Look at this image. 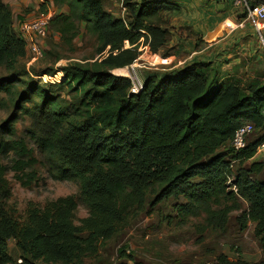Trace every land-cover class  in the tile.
Instances as JSON below:
<instances>
[{"label":"trees","instance_id":"1","mask_svg":"<svg viewBox=\"0 0 264 264\" xmlns=\"http://www.w3.org/2000/svg\"><path fill=\"white\" fill-rule=\"evenodd\" d=\"M107 3L54 0L60 12L50 20V35L72 50L83 25L97 43L96 58L68 63L57 71L63 74L59 83L43 84L40 77L57 73L34 81L18 67L27 43L0 0V67L13 73L0 82V108L10 111L0 124V264H16L8 252L11 241L21 264H86L151 197L153 206L184 198L177 208L181 224L203 218L204 230H226L231 214L241 212V227L255 224L264 254V162L243 168L264 144V82L244 85L235 77L222 79L213 64L194 63L146 74L143 89L133 95L131 81L114 71L122 75L132 66L145 43L158 51L167 31L155 20L176 8L124 0L128 16L116 19ZM20 123H28L23 131ZM247 125L258 138L249 142L252 132L236 154L234 135ZM40 171L75 183L78 195L29 205L21 222L6 207L7 175L30 188ZM81 205L88 216L78 220ZM219 262L250 264L226 256Z\"/></svg>","mask_w":264,"mask_h":264},{"label":"rangeland","instance_id":"2","mask_svg":"<svg viewBox=\"0 0 264 264\" xmlns=\"http://www.w3.org/2000/svg\"><path fill=\"white\" fill-rule=\"evenodd\" d=\"M3 1L5 4L8 2V0ZM7 6L9 7L8 4ZM21 37L24 39L22 35ZM39 43L42 55L34 57L27 46V56L18 64L19 68H26L31 72V78L34 81H38L39 75L49 72L57 73L54 76L57 77L56 80H59L63 74L57 71L66 67L68 63H82L86 59L96 58L97 43L91 35H85L82 39L77 38L72 50L61 44L58 37L51 35ZM259 43L257 44L256 41L253 52L241 57L240 62L232 68V74L234 73L235 78L244 85L264 82V47L260 40ZM143 73L163 74L165 72L143 70ZM12 74L0 67V82L10 79ZM115 74L117 75L116 72ZM126 75H128L127 69L120 77L126 78ZM42 77H40L42 83L46 84L49 77L53 76ZM0 98H5V95L0 94ZM9 115L10 111L0 108V124L4 123ZM27 125L28 123H20L18 127L23 131ZM257 138L258 135L253 132L249 142ZM224 151H228V148L221 150V152ZM254 162H264V150H259L258 156L252 162H245L243 168H251ZM7 180L11 197L6 207L9 213L21 222L25 220L29 205L44 207L50 201L75 196L79 192L75 183L55 181L43 171L39 172L38 180L30 188H23L14 179L12 173L7 175ZM153 200V197L149 198L146 207L138 217L113 240L105 243L99 255L87 260L86 264H198L203 262L220 264L221 256H226L229 262L235 263L243 260L250 264H259L264 260L255 228L250 223H247L244 229L240 225L241 212L231 214L226 230L214 228L204 230L203 218H192L184 225L181 224L177 217V208L186 203L184 198L169 199L155 206L152 205ZM242 207L243 211H247L249 205L242 202ZM87 216L86 209L82 205L79 206L78 220ZM121 250L123 253L120 252ZM8 252L13 262L19 264L22 259L14 241L10 242Z\"/></svg>","mask_w":264,"mask_h":264},{"label":"crops","instance_id":"3","mask_svg":"<svg viewBox=\"0 0 264 264\" xmlns=\"http://www.w3.org/2000/svg\"><path fill=\"white\" fill-rule=\"evenodd\" d=\"M107 1V11L114 18L121 19L119 6L113 0ZM152 3L176 8L159 12L160 17L155 20L163 31H167L157 50L162 54H174L179 61V66L171 72L194 63H210L223 73L222 79L235 77L232 68L240 62L241 57L253 52L256 41L260 44L256 29L250 24L231 35L217 37L221 25L227 19L241 15L233 0H130V4L136 7ZM7 4L13 14V29L20 36V26L23 22L46 16L51 11L60 12L55 7L54 0H8ZM259 29L264 36V20L259 22ZM85 35L87 33L82 25L78 38L82 39ZM125 48H129L128 43ZM116 71L118 70H115L114 74ZM142 75L145 77L146 74L142 71ZM250 224L256 227L255 224Z\"/></svg>","mask_w":264,"mask_h":264},{"label":"built area","instance_id":"4","mask_svg":"<svg viewBox=\"0 0 264 264\" xmlns=\"http://www.w3.org/2000/svg\"><path fill=\"white\" fill-rule=\"evenodd\" d=\"M122 12V18L127 15V8L124 0H113ZM233 4L241 15H235L227 19L220 29V34L217 37L231 35L238 30L244 29L247 24L252 25L257 32L258 38L264 47V37L259 29V22L264 20V0H233ZM58 14L56 11H51L46 16H40L28 21H25L20 26L21 34L26 39L30 53L34 57L42 55L40 41L47 39L50 35L49 24L50 20ZM140 56L138 60L130 67H127L126 78L132 83V94L137 95L144 85L143 70L153 71H172L179 66V61L174 54H162L161 52L152 49L149 43L143 44L139 49ZM43 76L42 78H44ZM57 77H49L48 83H59ZM253 132L251 125L244 126L236 131L232 141L234 153L238 154L247 147V140ZM264 150V144L259 150ZM258 150V152H259ZM263 152V151H262ZM21 264L22 261H19ZM198 264H216L214 262H203Z\"/></svg>","mask_w":264,"mask_h":264}]
</instances>
